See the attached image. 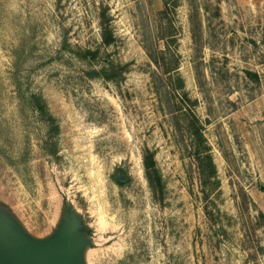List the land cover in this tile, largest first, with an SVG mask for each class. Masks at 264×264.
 <instances>
[{
  "label": "rangeland",
  "instance_id": "1",
  "mask_svg": "<svg viewBox=\"0 0 264 264\" xmlns=\"http://www.w3.org/2000/svg\"><path fill=\"white\" fill-rule=\"evenodd\" d=\"M106 62L118 81L87 77ZM18 91L58 120L56 155ZM189 108L217 170L208 197ZM0 248L21 264H264V0H0Z\"/></svg>",
  "mask_w": 264,
  "mask_h": 264
},
{
  "label": "trees",
  "instance_id": "2",
  "mask_svg": "<svg viewBox=\"0 0 264 264\" xmlns=\"http://www.w3.org/2000/svg\"><path fill=\"white\" fill-rule=\"evenodd\" d=\"M101 29H102V40L105 45H110L114 42V37L111 32V29L108 25L107 20L105 19L104 13L102 14L101 20ZM147 51V50H146ZM90 55L93 53L89 52ZM161 55L165 54V52H160ZM147 55L150 60L156 65L160 66L158 58L152 55L149 51H147ZM82 59H85V55H81ZM177 66L175 65L173 68L166 66L164 67V74L167 77V80L174 81L175 80V88L180 90L179 93V103L189 102L191 105L195 106L194 102H192L187 94L184 92V81L177 73ZM122 67H114L110 62L103 63V66L100 67L99 70L92 69L87 71L86 75L89 78H101L106 81H118L122 73L120 72ZM170 86V85H169ZM172 86V85H171ZM18 95L21 96L23 102L29 106L32 112L37 116V119L44 125L45 127V141L44 146L48 150L49 155H56L57 150V138L60 135V127L58 120L51 113L45 99L40 94L31 93L27 97L25 95H21L18 91ZM182 107V106H181ZM183 108V107H182ZM178 109L175 112H182L183 109ZM184 118L186 121H189L187 126V130L192 136V146L195 149L194 158L197 163L198 172L200 175L201 184L203 187V191L208 197L209 194L207 192L219 191V181L217 179V170L213 161V158L210 153V148L206 144V139L202 133L203 126L200 123L199 118L197 117L195 111L193 109H186L184 112ZM142 166L144 177L151 188L154 195L159 196L160 199L163 198L165 184L163 182L160 171L157 167L155 160V153L145 149L142 153ZM207 215V213H206ZM210 215V213H209Z\"/></svg>",
  "mask_w": 264,
  "mask_h": 264
},
{
  "label": "water",
  "instance_id": "3",
  "mask_svg": "<svg viewBox=\"0 0 264 264\" xmlns=\"http://www.w3.org/2000/svg\"><path fill=\"white\" fill-rule=\"evenodd\" d=\"M115 182L120 183V184H124L127 183L129 181L128 178L124 177V176H120L118 175L117 177H115ZM25 262H28L26 264H53V260L50 259L49 254H43L42 257L39 260V263H37V261H33L31 259V257H26L24 258ZM23 264V261H21ZM52 262V263H51ZM0 264H21V263H16L14 261H12L11 259L7 258L6 255L4 254V251L0 248Z\"/></svg>",
  "mask_w": 264,
  "mask_h": 264
}]
</instances>
